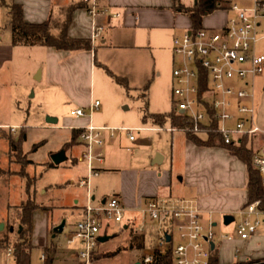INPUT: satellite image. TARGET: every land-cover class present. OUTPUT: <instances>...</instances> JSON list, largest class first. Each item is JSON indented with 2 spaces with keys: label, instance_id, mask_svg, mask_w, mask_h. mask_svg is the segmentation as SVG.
Instances as JSON below:
<instances>
[{
  "label": "crops",
  "instance_id": "obj_1",
  "mask_svg": "<svg viewBox=\"0 0 264 264\" xmlns=\"http://www.w3.org/2000/svg\"><path fill=\"white\" fill-rule=\"evenodd\" d=\"M235 1L241 2V0ZM98 2L100 7L107 8L111 13H118V15L112 17L100 15L97 17L98 23L103 24L105 30L99 38L93 43L91 42V50L72 52L39 45L44 48L45 57L49 62L48 70H51L52 67L56 68L55 75L57 78L51 77L49 72H47V81L59 87L61 92L68 97L73 96V86L75 83L82 80V75H85L84 79H86L88 71L92 72L93 65L96 62L97 49L101 51V65L104 67L106 66L104 63L108 62V52L118 49L144 50L145 52H149L153 56L154 69L157 61L159 62V59L162 57L167 58L168 61L171 60V58L173 60V37L181 35L190 29V20L188 16L183 12L175 10L176 2L185 6H190L194 0L190 3H187L186 0H98ZM10 3L19 4L21 6L23 20L28 23H41L47 18L61 20L63 19L62 14L65 15L66 9L69 6H75L71 12V20L67 33L73 38L90 39L91 19L87 14L86 4L82 0H0V89L12 78L15 53H20V56L24 55V48L26 47L25 45H20L22 49H18L21 47L13 45L11 42L10 29H7L9 26L6 23L8 19L7 5ZM221 3L224 4L226 2L222 0ZM227 16L228 14L224 10H215L203 17L202 26H222ZM259 36L260 40L264 38V21L260 26ZM33 47L31 46L30 48ZM257 49L259 51H264V46H259L258 48L257 45ZM93 52L95 53L94 55ZM159 74L158 72L156 76L158 77ZM116 75L125 77L120 74ZM41 76H43V72ZM258 77L260 81L257 85ZM258 77H256L254 83V93L256 97L254 104L256 109V122L264 133V74ZM83 103L86 104V102ZM99 105L97 107H99ZM76 108L82 107L75 106L72 108L70 110L71 115H74L72 111ZM82 109L85 112L86 108L84 107ZM85 113L86 115L84 118H81L83 116L76 115H74L78 117L76 119H70L68 116L65 117L68 123L66 126L71 130V136L72 129L83 127L89 120L93 124L92 111L90 119L87 116L89 111ZM144 121L145 123L149 121L151 125L135 127L142 128L143 131L161 132L158 133L154 139L155 142L152 144V147L148 149L150 155L147 162L137 166L135 165V161L129 158L124 168H119V161H113L111 158L105 159L103 154V161L101 163L95 162L99 172L90 180L91 198L94 204L102 202L107 196L116 195L125 208L123 222L121 224H115V227H117L115 230H112V228L110 229L112 224L103 228L99 237L107 235L110 238L112 234L118 231L129 232L132 233V235H142L143 237L142 248H138L135 244L129 246L130 239L128 243L129 251H134L142 257L141 260L130 261L129 264H136L138 262L144 264L142 262L143 256L147 253H151L157 247L158 230L155 236V244L152 245L151 240L148 242L146 240V236L149 234L146 230L147 224H155L141 212V208L148 198L167 195L193 200L199 208L202 222L204 224L210 223L214 228H216L218 224L216 219L221 218L224 223L223 216L226 214L232 216L233 214H237L239 219V210L247 201V170L245 164L239 158L230 154L226 148L221 146L197 145L189 139L185 133L167 130L166 128L169 126H163L165 122L161 125L163 126L162 130H153L147 128L155 127V125L159 124L153 122L150 117H147ZM9 125L18 126V124L15 123H0V138L5 137L2 136V134L6 131L10 132L8 128ZM93 125L98 126L96 124ZM16 129L14 132H16ZM11 132L14 133L13 131ZM197 136L201 140L206 138L204 134H199ZM101 137H105L106 139L113 138L110 137L108 132L103 134L102 131ZM168 142H170L169 152L166 149ZM102 148L103 144L101 147V151L103 152ZM64 149L65 156L67 150H70L72 162L75 163L76 166L78 163L84 165L82 169L83 173L77 178L84 176L86 171L85 163L83 160L79 159L84 150V146L79 137L72 141L70 139L67 147ZM75 150L77 151L75 152ZM14 177L15 174L1 172L0 185L2 181L9 182ZM74 184L77 186L76 180ZM77 187L84 189L86 201V189L79 186ZM108 193L110 195H107ZM84 203L79 204L78 200L75 201L74 210L77 215L75 222L82 215ZM36 212L48 214L50 213V208L46 206L32 211V227L29 235L30 248L21 251V264H46L49 258L51 259L50 264H80L77 257V252L80 247L79 242L67 244L65 241L64 244H61L55 241L57 233L59 232H54L53 228L60 224V218L57 222H50V224L45 225L40 231L42 235L40 239L36 240L34 238L33 216ZM232 221H235L234 216ZM75 222L70 224L69 231L73 229ZM229 223L224 224L227 225ZM3 225L4 223L2 222L1 228ZM65 225L66 221L64 222L62 231ZM140 225L143 226L142 230L138 229ZM9 230L12 231L11 228H9ZM150 230H152V228H150ZM149 236L151 235L149 234ZM6 238L7 237L4 235H0V241ZM99 243L103 244V242ZM98 244L94 254H96L98 250ZM218 246L219 245H217L216 248H218ZM33 247L41 249L39 257L40 263H33L30 257L26 256L27 251ZM9 248L11 249V253L8 255ZM3 250L6 251V257L14 258V264H16L13 248L11 246L1 245L0 264H2ZM93 259L94 257L92 258L91 264H93Z\"/></svg>",
  "mask_w": 264,
  "mask_h": 264
},
{
  "label": "rangeland",
  "instance_id": "obj_2",
  "mask_svg": "<svg viewBox=\"0 0 264 264\" xmlns=\"http://www.w3.org/2000/svg\"><path fill=\"white\" fill-rule=\"evenodd\" d=\"M186 2L190 3L192 0ZM7 29L9 30L10 27ZM9 31L11 33V29ZM18 46L21 47L18 49H22V46L19 44ZM25 46V53L22 55L24 57L20 56V53H15L12 78L0 89V123L18 124L16 132L6 131L2 134L5 139L0 138V173L15 174L9 182L2 181L0 185V235L7 237L6 239L10 241L8 246L13 247L19 223L18 207L26 200V179L21 176L25 171L35 179L34 199L30 203L37 204L38 208L46 206L50 208L48 214L44 212L34 214V238L40 239L42 237L40 231L45 225L57 222L60 218V222L65 220L66 225L62 232L57 233L55 241L64 244L70 232V224L77 218L74 210L75 201L78 200L79 204L85 202L84 189L74 184L77 177L83 173L84 165L78 163L76 166L72 162L70 150H67V159L60 165H51V156L67 147L71 139V130L66 126L68 123L65 117L78 118L71 115L72 108L85 107V112H88V106L94 100H98L99 107L92 110L93 124L115 128L151 125L149 121L145 123L144 116L152 112L171 111L173 60L171 58L168 61L167 58L162 57L159 62L157 61L154 69L153 56L149 52L118 49L108 52V62L104 63L106 65L104 67L101 65V51L97 49L92 72L88 71L86 79H84L85 75H82L80 83L77 82L73 86V96L68 97L59 87L47 81V72L51 77H57L56 68L52 67L48 70L49 62L45 57L44 48L39 45ZM31 46L35 47L30 48ZM259 46H264V38L259 41L258 48ZM106 68L115 74L125 76L128 88L118 84ZM42 72L43 76H41ZM158 72L160 74L157 77ZM259 81L258 77L257 85ZM47 117H55L57 122L49 124L46 122ZM163 126L170 124L165 121ZM22 132L25 137L20 143L21 150H11L8 139L12 137L17 141ZM106 132L108 131H102L103 134ZM158 133L161 132L135 129L130 139L125 131L115 130L113 138L102 137L104 158L119 161V168H124L129 158L133 159L137 166L143 164L148 160L150 155L148 149L152 147ZM263 138L262 132L259 134V140ZM260 141L257 140V144ZM166 149L169 152L170 142L167 143ZM109 193L111 194L110 191ZM109 193L107 195H110ZM233 216L235 221L238 220L237 214ZM216 221L218 223L214 228L216 233L220 231L234 233L235 221L227 225L221 218ZM260 221L255 235L248 240H240L234 235L231 239L217 242L219 264H240L248 262L247 260H259V264H264V214L260 215ZM2 222L4 225L1 228ZM111 226L112 230L117 228L115 224ZM9 228H12V231ZM146 230L151 235L146 236L147 242L151 240L152 245L155 244L157 225L147 224ZM132 236V233L118 231L103 244L99 243L93 264H129L130 261L141 260L140 254L128 249ZM173 238L175 239V236ZM115 249H119L118 254L112 257L103 256ZM5 252L4 250L2 252V264H14V258L6 257ZM166 252L164 250L162 254ZM40 253L41 249L33 247L27 251L26 256H29L33 263H40Z\"/></svg>",
  "mask_w": 264,
  "mask_h": 264
},
{
  "label": "built area",
  "instance_id": "obj_3",
  "mask_svg": "<svg viewBox=\"0 0 264 264\" xmlns=\"http://www.w3.org/2000/svg\"><path fill=\"white\" fill-rule=\"evenodd\" d=\"M82 1L91 19L90 41L93 43L105 30L97 17H112L118 13L100 7L98 0ZM225 2L221 3L220 9L228 16L222 26H202L173 37L171 111L186 117L189 125H170L166 129L185 134H214L225 145L238 144L246 136L257 137L256 140L260 141L262 131L256 122L254 83L256 77L264 74V51L257 49L259 29L264 21V0ZM98 105V100L90 104L89 119L91 111ZM72 113L86 115L82 108H76ZM8 128L14 132L17 127L9 125ZM80 129L79 139L84 150L79 159L84 161L86 171L77 179L76 185L86 189V201L81 217L66 237V243L79 242L77 257L80 264H91L102 229L110 224H121L125 215V208L116 195L107 196L97 204L91 198L90 180L99 172L95 162L103 161L101 131H108L113 137L115 130H123L132 139L131 133L142 128L95 126L89 120ZM147 129L162 130L163 126ZM252 165L264 191V138L258 143ZM141 212L157 225L158 252L170 249L174 264H210L211 252L217 242L234 235L240 240L255 235L264 209L260 208V200L245 204L239 210L233 234L216 233L210 223L204 224L195 201L189 199L153 196L145 201ZM138 229L142 230L143 226ZM166 234L170 237L168 241ZM10 253L9 248L8 255ZM153 254L154 251L145 254L142 262H151Z\"/></svg>",
  "mask_w": 264,
  "mask_h": 264
},
{
  "label": "trees",
  "instance_id": "obj_4",
  "mask_svg": "<svg viewBox=\"0 0 264 264\" xmlns=\"http://www.w3.org/2000/svg\"><path fill=\"white\" fill-rule=\"evenodd\" d=\"M177 1V0H175ZM222 0H194L192 5L185 6L179 2H176L175 10L186 14L190 20V30L195 31L202 27V19L205 15L212 13L215 10L221 8ZM8 7V19L7 25L11 29V42L13 45H42L48 47H54L59 50L66 51H80L91 50V41L88 38H73L67 33L68 26L71 20V12L75 6H69L63 19L54 20L47 18L41 23H28L23 20L22 8L19 4L10 3ZM109 75L120 85L127 87V80L125 77L119 76L111 72L106 68ZM145 88L147 85L144 86ZM128 88V87H127ZM150 117L153 122L162 125L168 120L171 126L186 127L189 125V120L181 115L174 114L172 111L167 113H150L148 116H144L143 120ZM81 129H72L71 141L79 137ZM186 136L191 139L197 145L203 146H221L228 150L232 155L239 158L246 166L247 170V182L246 192L247 201L245 204L253 201L260 200V208L264 209V191L261 186L260 177L257 170L252 165V157L258 148L256 137H244L238 144L225 145L221 139L214 134H209L205 139L201 140L196 134L186 133ZM24 132L21 133L20 138L16 141L10 137L9 146L11 150L20 149V143L24 139ZM21 150V149H20ZM51 165L53 163L51 162ZM25 180L26 200L23 204L19 205L18 213V227L16 229V241L13 245V253L16 264H21V251L30 248L29 235L32 227L31 215L32 211L39 206L35 203H30L34 199V178L30 177L25 171L21 174ZM244 204V205H245ZM142 235H133L129 246L134 244L138 248H142ZM8 239L1 240V246H8ZM99 242H97L98 244ZM119 252V249H115L112 252L105 253L104 257H112ZM94 253L92 258L94 257ZM49 258L46 264H50ZM248 262L240 264H259V260H247ZM147 264H173V258L170 249L165 254L154 251L153 259ZM210 264H219L217 257V248L211 252Z\"/></svg>",
  "mask_w": 264,
  "mask_h": 264
},
{
  "label": "water",
  "instance_id": "obj_5",
  "mask_svg": "<svg viewBox=\"0 0 264 264\" xmlns=\"http://www.w3.org/2000/svg\"><path fill=\"white\" fill-rule=\"evenodd\" d=\"M46 122L47 123H50V124H54V123H56L57 122V118H55V117H47L46 118ZM66 159V156H65V151H64V149H62V150H60V151H58V152H56V153H54L52 156H51V161H52V163L54 164V165H58V164H60L61 162H63L64 160ZM233 220V216L232 215H229V214H226V215H224L223 216V221H224V223H229L230 221H232ZM64 220H62L61 222H60V224H58L57 226H55L54 228H53V231L54 232H61L62 231V229H63V226H64ZM11 230H12V228H11ZM109 238V236H100V237H98V241L99 242H104L105 240H107ZM170 239V237H169V235H167L166 234V240L168 241ZM211 248H213V244H211ZM136 264H140L139 262L138 263H136Z\"/></svg>",
  "mask_w": 264,
  "mask_h": 264
}]
</instances>
